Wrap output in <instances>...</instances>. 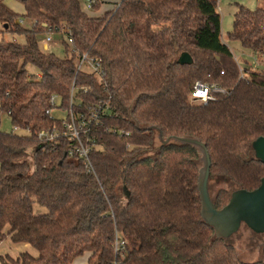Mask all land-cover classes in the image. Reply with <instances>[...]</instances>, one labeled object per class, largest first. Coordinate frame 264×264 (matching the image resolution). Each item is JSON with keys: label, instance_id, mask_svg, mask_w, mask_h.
<instances>
[{"label": "trees", "instance_id": "1", "mask_svg": "<svg viewBox=\"0 0 264 264\" xmlns=\"http://www.w3.org/2000/svg\"><path fill=\"white\" fill-rule=\"evenodd\" d=\"M15 1L22 16L0 0V109L30 134L0 131V242L8 237L37 255L0 256V264H264L241 262L202 221L198 150L158 140L205 145L209 178L230 186L211 198L218 210L232 191H253L264 177L251 149L264 136V68H239L222 41L218 0H119L96 17L80 0ZM235 7L228 41L264 56V9ZM48 30L62 36L63 57L41 49L37 37ZM72 50L99 60L103 78L76 72ZM183 53L191 64H178ZM197 81L226 94L192 103ZM71 89V110L94 115L82 136L93 144L91 172L65 137L36 138L61 128L49 99L68 111Z\"/></svg>", "mask_w": 264, "mask_h": 264}, {"label": "water", "instance_id": "2", "mask_svg": "<svg viewBox=\"0 0 264 264\" xmlns=\"http://www.w3.org/2000/svg\"><path fill=\"white\" fill-rule=\"evenodd\" d=\"M192 60L186 53L180 55L179 65H189ZM137 127V124H135ZM154 129V127L149 128ZM161 145L168 144L171 140L181 145H188L198 150L201 166L198 170L197 190L200 199V215L205 225L214 231L215 239L229 240L239 232L242 226L255 235L264 239V177L259 186L253 191L234 190L230 193L228 203L221 209H216L211 200L208 181L210 159L206 147L200 141L188 137H174L163 139L158 135ZM254 159L264 164V136L251 143Z\"/></svg>", "mask_w": 264, "mask_h": 264}, {"label": "rangeland", "instance_id": "3", "mask_svg": "<svg viewBox=\"0 0 264 264\" xmlns=\"http://www.w3.org/2000/svg\"><path fill=\"white\" fill-rule=\"evenodd\" d=\"M100 2L98 10H88L84 7L82 9L85 13H87L90 17L101 16L107 10H109L115 3L119 0H98ZM226 0L219 1V14L221 16V26H222V40L223 42H229L227 39V28L230 25V20L232 19L233 13L236 11L235 5H228L225 4ZM235 1V0H234ZM235 2L239 3L238 5H244L249 9L253 10L256 8L264 9V0H236ZM19 6L21 4L17 2ZM16 7L19 11L20 7ZM16 9H14L13 13H17ZM18 15V14H17ZM24 27L29 28L30 23L25 22L23 24ZM50 35L51 42L48 44V51L50 53L55 54L58 57H63V47L61 45V35L59 33H52V34H42L37 37L40 47L42 48V43L45 40L46 36ZM64 37V36H63ZM233 51V50H232ZM234 56L239 60L237 62L240 69H243L245 66H253L258 69L264 68V56L257 55V56H249L244 54L238 50L233 51ZM28 72H34V70L30 67L27 68ZM53 117H62L61 112H57L56 110L52 111ZM0 131L10 133L13 131L11 122L9 118L2 114L0 115ZM15 134L24 135L25 131L23 130H16L14 131ZM230 186L228 183L223 180L222 178H209L208 181V190L210 197L213 199L218 190H228ZM33 212L35 214H42L45 213V210L41 207L36 205L33 206ZM229 243L234 247L236 255L241 262L244 263H251L257 260H264V239L261 235H255L251 231H249L246 227L242 226L238 233L232 236L229 239ZM14 244V243H13ZM33 251V256L37 255V252L31 248ZM12 258H15L14 256ZM83 261L78 260L72 264H83Z\"/></svg>", "mask_w": 264, "mask_h": 264}, {"label": "built area", "instance_id": "4", "mask_svg": "<svg viewBox=\"0 0 264 264\" xmlns=\"http://www.w3.org/2000/svg\"><path fill=\"white\" fill-rule=\"evenodd\" d=\"M81 5L83 7L91 10L94 0H80ZM18 23L20 25H23L25 21L19 20ZM53 32L48 30L45 32V34H52ZM70 35V32H67V35L63 34L64 38L68 42V45L71 44V39L67 36ZM51 42L50 35H47L45 40L42 43V50L44 52L48 51V44ZM72 53L75 56V68L76 72H84L87 74L95 75L97 78L101 79L104 76V71L101 67V64L99 60L91 57L88 53H84L82 55L74 52L72 50ZM30 78H33L34 80H39L41 78V73L34 72L29 75ZM242 76V74H241ZM226 91L219 87L216 84L211 83H201V82H195L193 85V88L190 93V102L192 103H207L209 101H212L216 98L217 95H225ZM73 89L70 91V109L68 111H63L60 109V103L58 102L57 96H51L49 99V105L51 106V109L48 110V114L53 118L52 111L56 110L57 112L62 113V117H54L55 119H58L61 122V128L56 129H41L36 134V138L38 141L44 144H51L58 140L60 137H65L69 141V147H70V154L77 155L83 162L85 169L87 172H91V164L89 161V153L91 152L93 144H87L86 142H83L82 136L86 133V127L87 124L91 122V120L94 118V115L85 116L81 114L74 113L71 110V105L73 103ZM6 115L8 116L9 113H3L0 109V115ZM13 133L16 130H21L19 127H12ZM25 131L26 135H29V130H23ZM24 134V135H25ZM122 241L115 242V250L118 249L119 246H122Z\"/></svg>", "mask_w": 264, "mask_h": 264}, {"label": "crops", "instance_id": "5", "mask_svg": "<svg viewBox=\"0 0 264 264\" xmlns=\"http://www.w3.org/2000/svg\"><path fill=\"white\" fill-rule=\"evenodd\" d=\"M219 1H221V0H218V5H219ZM235 1L234 0H226L225 1V4H228V5H231V4L232 5H238L239 3L235 2ZM3 3L12 12H14V9H16V7L19 6V4L17 3V1H15V0H3ZM19 7H20L19 11L16 9L17 10L16 11L17 12L16 14L22 16L24 14V9H23L22 5L19 6ZM244 7H246V6H244ZM246 8H248V7H246ZM231 26H232V19L230 20V25L227 28V33L231 30ZM221 32H222V26H221ZM226 44L229 46V48H230L231 51L232 50L233 51L234 50H238V51H240V52H242L244 54H247L249 56L252 55L250 51L242 49L237 42H227ZM233 51H232V54H233ZM233 56H234V54H233ZM234 58H235L236 62L239 61L235 56H234ZM22 252H27V253L33 255V251L31 249V247L29 245H27V244H22V243H19V244H15L14 243L13 244L8 237L6 239H4L2 242H0V256H2V257H4V256H10V257H13L14 256V257H16L18 254H20ZM78 260L83 261L82 263L85 264V261H86L85 258H81V259H78ZM78 260H76V261H78Z\"/></svg>", "mask_w": 264, "mask_h": 264}]
</instances>
